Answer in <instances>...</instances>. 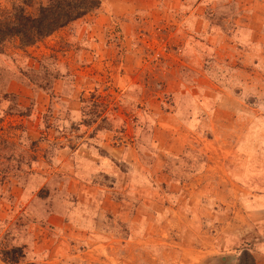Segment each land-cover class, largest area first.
<instances>
[{
    "label": "rangeland",
    "instance_id": "obj_1",
    "mask_svg": "<svg viewBox=\"0 0 264 264\" xmlns=\"http://www.w3.org/2000/svg\"><path fill=\"white\" fill-rule=\"evenodd\" d=\"M244 6L103 0L3 43L0 264H264V41Z\"/></svg>",
    "mask_w": 264,
    "mask_h": 264
},
{
    "label": "trees",
    "instance_id": "obj_2",
    "mask_svg": "<svg viewBox=\"0 0 264 264\" xmlns=\"http://www.w3.org/2000/svg\"><path fill=\"white\" fill-rule=\"evenodd\" d=\"M103 0H40L35 13H29L25 5L13 6V12L0 18V53L3 43L13 37L20 41V47L32 45L58 29L82 18L99 8ZM32 0H25L31 5ZM7 262L17 264L24 256L22 247L2 251ZM237 264H258L250 249H244L238 256Z\"/></svg>",
    "mask_w": 264,
    "mask_h": 264
},
{
    "label": "crops",
    "instance_id": "obj_3",
    "mask_svg": "<svg viewBox=\"0 0 264 264\" xmlns=\"http://www.w3.org/2000/svg\"><path fill=\"white\" fill-rule=\"evenodd\" d=\"M244 1V7L243 9L244 10V15L243 16H246L248 17L246 14H249L250 11H252L254 14H256L257 16V29L258 31H255V34L259 33V36L262 38V40L264 41V0H242ZM252 3V5H250ZM249 4V5H247ZM240 19L241 18H238L237 20V23L239 25H242L240 24ZM247 22H243V24H246ZM246 28H242V31L240 32V35H238L240 38H241V41H246L244 43H248L249 42V38L250 37H253V34H250V31L248 28V26H245ZM214 30L216 31L217 33V29L214 28ZM243 44V43H242ZM244 46V45H243ZM249 48L251 49V53H260L259 51H261L262 53H264V45H256L255 43H252L249 45Z\"/></svg>",
    "mask_w": 264,
    "mask_h": 264
},
{
    "label": "water",
    "instance_id": "obj_4",
    "mask_svg": "<svg viewBox=\"0 0 264 264\" xmlns=\"http://www.w3.org/2000/svg\"><path fill=\"white\" fill-rule=\"evenodd\" d=\"M233 259V257H231V256H227V257H225L224 259H222V260H225L226 262H227V260H229L230 261V259ZM219 264H225V262L224 261H220V263Z\"/></svg>",
    "mask_w": 264,
    "mask_h": 264
}]
</instances>
